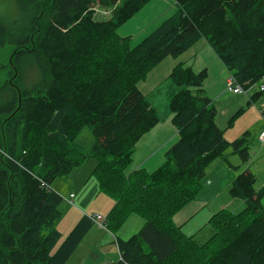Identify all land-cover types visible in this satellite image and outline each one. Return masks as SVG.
<instances>
[{"label":"trees","instance_id":"trees-1","mask_svg":"<svg viewBox=\"0 0 264 264\" xmlns=\"http://www.w3.org/2000/svg\"><path fill=\"white\" fill-rule=\"evenodd\" d=\"M151 0H6L0 11V264H67L94 220L83 217L62 239L55 228L62 197L52 189L90 159L100 193L114 200L105 226L120 254L113 264H264V187L244 170L229 186L244 208L208 220L199 242L173 217L194 201L207 167L231 149L242 162L249 144L228 143L205 94L207 72L182 63L169 79L177 142L153 172L126 174L140 138L159 122L138 84L165 58L203 38L244 91L264 97V0H173L177 11L132 48L117 30ZM111 18L94 19L95 7ZM242 109L238 111L241 112ZM95 139L76 144L82 128ZM225 162L231 166L227 160ZM128 239L116 235L131 216Z\"/></svg>","mask_w":264,"mask_h":264},{"label":"crops","instance_id":"crops-1","mask_svg":"<svg viewBox=\"0 0 264 264\" xmlns=\"http://www.w3.org/2000/svg\"><path fill=\"white\" fill-rule=\"evenodd\" d=\"M142 10H145V7ZM186 55L189 56V59L197 57V55L202 56V65L200 66V68H203V70L207 72V78L205 79L204 84L206 82H210V69L213 70V76H216L215 83L210 82L209 89L211 88L215 92L211 94L213 95L212 99H209L214 102V105L217 107V110L219 109L221 115L226 117L229 116L230 113H232L233 108L231 106L224 105L223 102L229 99L232 100L233 96L239 97V95H243L233 94L228 90L226 92L225 85L227 79L230 77V72L222 65L215 52L204 40H200L196 44H194L192 48L187 50ZM167 81H169L170 90L168 95L164 97V105L160 104V97L155 98L154 100V96L150 95L159 86L157 85V81H145L144 83L139 85V90L145 95L146 101L156 111L159 122L153 129L145 133L137 142L132 154V162L129 166L128 172L135 171L137 169H144L146 172L155 171L157 168H159V166L163 164V162L165 161L166 152L177 142L179 138L176 128L171 123V113L168 104V98H170L171 92L173 93L175 91V87L170 82V79L164 80V82ZM204 84L203 88L205 94L208 96L210 94H208V88ZM249 91L250 90H248L246 94H248ZM249 96L247 101V108L250 105L256 104L255 102L248 105ZM261 107L262 108L260 112L264 116V103H262ZM159 111H162L163 113L159 115ZM216 124H218L220 128L223 127L217 119ZM258 130L259 131L256 133L254 144L256 147L264 150V143H260L258 141L259 134L264 131V125H260ZM248 162H251V160L249 159ZM261 162L264 166V156L263 158H261ZM94 167L95 162L88 161L84 166L78 168L68 177V182H57L55 180L51 185L52 189L56 191L64 200L63 213L65 216H67V226H70V228H68V230L64 232H62V230H59L58 228V230L61 232L62 237L65 232H70V230L83 217L94 218L96 215H100L101 217L105 218L113 206V201L99 191L98 184L92 175ZM245 170L251 171L249 168H245ZM262 179L263 181L259 187H256L257 184L255 185L256 189L264 187V172ZM232 181L233 180H231V182ZM66 188H69L68 192L65 190ZM91 194L93 197H95L96 194L102 195V201L100 203L104 204V206L101 207L98 212L96 210H94L93 212V210H89V208L86 209V206L83 203V199L89 198ZM71 195L73 196L72 198H70ZM210 201V199L196 198L194 201L187 204L173 217L174 224L178 227H181L182 231H184L186 235H195L197 231H199L208 223L209 219L207 221L205 219L206 217H209L211 213L212 206L210 204ZM75 204L76 206L79 205V209L72 208ZM208 206L210 212H208L207 215L204 214L203 216L202 214L204 213V209ZM218 207H220V209L225 208L224 205H219ZM199 218H202V220H199ZM194 222H196V225H193ZM142 225L143 220L138 216L133 215L128 218V220L125 222L116 236L123 240L128 239L133 234H135ZM96 227L100 228L101 230H106L102 225L94 222L92 228L87 232L80 244L77 246L67 264H106L107 262L115 263L119 261L120 254L118 252L115 239H113L109 235V233H106V236H108V238H106L104 233H100L97 229H95ZM103 244L105 245L103 246ZM109 244H114L116 246V249L112 250L110 248V251L107 252L105 247L108 248ZM111 251L113 254V258H110L108 256L106 259L103 258V255H108V253H111Z\"/></svg>","mask_w":264,"mask_h":264},{"label":"rangeland","instance_id":"rangeland-1","mask_svg":"<svg viewBox=\"0 0 264 264\" xmlns=\"http://www.w3.org/2000/svg\"><path fill=\"white\" fill-rule=\"evenodd\" d=\"M4 7L6 8V10L11 9L12 4L7 3L6 0H0V11L1 12L3 11ZM176 11H177V7H175L173 0H151L145 6V10H140L130 20H128L123 25H121V27L117 30L116 33L120 38L129 37L130 47L132 48L137 43H139L143 38L148 36L155 28H157L161 24L162 21H164L165 19L175 14ZM93 17L95 20H98V21H106L111 18V11L109 8H103L97 5L95 7V12H94ZM200 40L205 41V39L203 38L199 39L198 41ZM193 45L190 48H192ZM186 53H187V50L183 52L182 54L178 55L177 57L169 56L165 58L159 65H157L154 68V70L151 73L147 75L144 81L138 84V88H139V85L144 83L145 81H151V82L157 81V85L159 86L150 95L154 96V100L155 98L160 97V104L164 105V102H165L164 97L168 95L169 90H170L169 81L164 82V80L166 79L169 80V75L172 69L176 65L182 63L184 67L191 68L193 72L195 73H198L199 71L203 70V68H200V66L202 65V62H201L202 56L197 55V57L189 59V56H187ZM215 77L216 76H213V70L210 69V82L211 83H215ZM210 82H206L204 85L208 88V94H210L208 95L209 97L208 96L207 97L212 99L213 95L211 94H213L215 91L211 88L209 89ZM258 89H259V85H255L251 88L248 94L239 95V97L230 95V96H233V99L232 100L229 99L223 102L224 105L231 106L233 108L232 113H230V115L227 117L221 115L219 112V109L217 110V107L215 106L216 112H217L216 119L223 127L220 128L218 124L216 125L220 129L224 130V137L226 141L228 143H232L238 139L245 137V139L247 140L246 143L249 144L248 145L249 146V159L251 160V162H248V161L242 162L237 155L232 154L231 149H228L226 152V159H217L207 167L206 173L200 181L201 189L198 193L197 199L205 198V199L211 200L210 204L212 207H211V213L209 215L210 218L214 214H216L218 211L223 210V209L229 212H233V213H237L243 210L244 208L243 202L239 199L231 198L230 193H229V186H230L231 180H233L237 176V174H240L243 170H245V168H249L251 172L254 175H256V184H257L256 187H259L263 181L262 177H263V172H264V166L262 165L261 158H263L264 156V150L256 147L254 144V140L256 137V133L259 131L258 130L259 126L264 125V116L260 112L262 108L261 107L262 103H264V97L260 98L259 101H257L255 105H250L247 108L248 96L254 94L255 92H258ZM240 108L242 109V111L238 113V110ZM161 113L163 112L159 111V115H161ZM75 142L77 145L82 147L85 151H88L94 145L95 139L92 135L91 130L88 127H84L76 136ZM225 160H227L228 163L234 168L229 167L228 164L225 162ZM89 161H94V160L90 159ZM130 165L131 163L129 164V166ZM129 166L125 170L126 174H130L131 172H133V171L128 172ZM137 170H141V169H137ZM56 181L57 182L58 181L68 182V178L56 179ZM65 190L68 192L69 188H66ZM101 197H102L101 194H96L95 197H93L91 194L89 198L83 199V203L85 204L86 209L89 208V210H93V212L94 210L98 212L99 209L104 206V204L100 203L102 201ZM111 200L113 201V205H114V200L113 199ZM63 203H64V200H62L59 206V210L62 214V217L55 225V228L57 230L59 228V230H62V232L70 228V226H67L66 224L67 216H65L63 213ZM219 205L220 206L224 205L225 208L220 209V207H218ZM78 206L79 205L76 206L75 204L74 207L72 208L79 209ZM208 212H210L209 206L204 209V213L202 215L203 216L204 214L207 215ZM209 217H206L205 220L207 221L208 219H210ZM104 219L105 220L102 226L107 230L105 226L106 217ZM200 219L202 220V218H199V220ZM195 223L196 222H194L193 225H196ZM95 229H97L100 233H104L106 238H108V236H106L107 235L106 233H109V235L113 239H115L114 235L108 232V230L107 231L101 230L100 228H97V227ZM68 232L69 231L63 234L62 239L65 238ZM212 233H213L212 228H210L206 224L199 231H197V233L193 236L199 242H205L212 235ZM187 236H190V235H187ZM104 245L105 244H103V246ZM110 248L112 250L113 249L115 250L116 246L114 244H109L108 248L105 247L107 252L110 251ZM107 256L110 258H113L112 251L111 253H108V255H103V258L106 259Z\"/></svg>","mask_w":264,"mask_h":264},{"label":"built area","instance_id":"built-area-1","mask_svg":"<svg viewBox=\"0 0 264 264\" xmlns=\"http://www.w3.org/2000/svg\"><path fill=\"white\" fill-rule=\"evenodd\" d=\"M226 90H228L229 92L233 93V94H245L246 91L243 90V88L236 84L235 80L232 78V77H229L227 79V82H226ZM258 141L260 143H264V131L261 132L258 136ZM73 196L71 195L70 198H72ZM71 203V201H70ZM92 219L94 220V222H97L99 225H102L104 223V218L97 215L95 216L94 218L92 217ZM106 264H113L111 262H107Z\"/></svg>","mask_w":264,"mask_h":264}]
</instances>
